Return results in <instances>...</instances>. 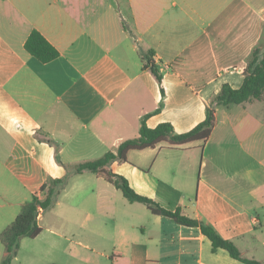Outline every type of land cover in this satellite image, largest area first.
Returning <instances> with one entry per match:
<instances>
[{"label":"crops","instance_id":"crops-1","mask_svg":"<svg viewBox=\"0 0 264 264\" xmlns=\"http://www.w3.org/2000/svg\"><path fill=\"white\" fill-rule=\"evenodd\" d=\"M33 30L60 56L31 55ZM257 49L264 0H0V191L44 200L53 187L40 225L50 208L71 209L55 213L70 231L51 230L66 252L52 264H246L214 252L199 227L154 214L104 174L75 166L117 153L144 118L190 131L224 84L242 86ZM108 169L264 262V93L217 107L205 142L130 150Z\"/></svg>","mask_w":264,"mask_h":264},{"label":"trees","instance_id":"trees-1","mask_svg":"<svg viewBox=\"0 0 264 264\" xmlns=\"http://www.w3.org/2000/svg\"><path fill=\"white\" fill-rule=\"evenodd\" d=\"M25 48L31 55L44 63H48L60 56L59 50L38 30H33L31 32L26 40ZM150 54H153V52L151 51ZM145 58V66L152 70L161 84L162 92L164 93L162 86L163 74L151 59L150 55H146ZM263 93L264 51L261 55V50L257 49L254 51L253 58L245 69V77L242 86L236 89L228 83L224 84L222 90L216 95L208 107L206 118L193 129L184 133H177L170 122H163L151 128L147 125L144 118L139 130V135L135 138L124 140L119 145L117 153L108 151L100 158L77 164L75 166V171L76 173H81L88 170L100 175L104 174L108 181L122 190L130 202L144 203L152 213L170 217L182 225L199 227L211 240L214 252L222 248L227 250L234 259L246 264H264V262L260 260L243 256L239 247L233 241L224 238L214 226L197 218L185 215L180 207L175 210L163 207L154 199L138 193L125 176L116 174L108 169V166L114 160L120 159L127 161V154L130 150H142L155 147L162 142H167L172 146H182L198 141L205 142L214 129L217 107L241 104L253 98H260ZM51 182L53 185L57 186L64 181L53 180ZM46 186L47 184H44L42 189H45ZM55 193V189L51 187L44 200H41L38 195H34L30 201H27L23 205L21 212L17 215L15 220L0 234V240L7 249V255L1 264H12V260L20 248L21 237L27 236L36 238L41 234L43 228L39 224L40 213L53 204Z\"/></svg>","mask_w":264,"mask_h":264},{"label":"rangeland","instance_id":"rangeland-1","mask_svg":"<svg viewBox=\"0 0 264 264\" xmlns=\"http://www.w3.org/2000/svg\"><path fill=\"white\" fill-rule=\"evenodd\" d=\"M262 53L263 52H261V55ZM1 192L2 191H0V234L21 212L24 205L23 202L31 199V196L25 193L4 195ZM59 211H63L67 215L71 214V209L66 204H63L61 207L47 210V214L41 220V225L43 227L41 234L36 238L27 236L21 237L20 248L14 256L12 264H52L53 261L66 260V252L64 250L65 243L54 245L53 241L57 236H55L54 231L51 232L53 229L55 231L63 230L69 235L70 227H62L61 220L55 216V213ZM6 255L7 249L0 240V264L3 262ZM73 262L74 261H72V264ZM78 263V260H76V264Z\"/></svg>","mask_w":264,"mask_h":264}]
</instances>
